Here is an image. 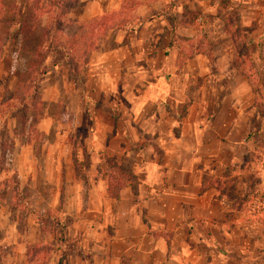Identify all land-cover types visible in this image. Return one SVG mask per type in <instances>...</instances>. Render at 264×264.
I'll return each mask as SVG.
<instances>
[{
  "label": "crops",
  "instance_id": "1",
  "mask_svg": "<svg viewBox=\"0 0 264 264\" xmlns=\"http://www.w3.org/2000/svg\"><path fill=\"white\" fill-rule=\"evenodd\" d=\"M216 48H193L180 68L167 42L122 63L103 50L88 65L98 98L80 109V158L65 148L52 167L67 171L70 180H58L72 192L63 200L75 204L51 256L64 264H264V166L255 162L264 152L262 71L257 53L249 72Z\"/></svg>",
  "mask_w": 264,
  "mask_h": 264
},
{
  "label": "rangeland",
  "instance_id": "2",
  "mask_svg": "<svg viewBox=\"0 0 264 264\" xmlns=\"http://www.w3.org/2000/svg\"><path fill=\"white\" fill-rule=\"evenodd\" d=\"M32 2L0 0V102L22 94L31 76L35 81L32 74L43 73L37 81L42 103L39 124L31 123L36 115L33 111L28 113L25 125L16 111L5 109L3 114L4 138L11 148L0 171V264H48L49 260L64 264L62 258L51 256L50 249L61 252L59 245L65 243L64 229L71 220L64 213L75 202L63 200L72 193L61 183L65 175L70 180L67 171H53L52 167L68 156L65 148L71 149V157L80 158V147L85 145L81 139L84 125L87 128L80 109L84 99L95 107L100 85L95 68L89 75L86 72L88 65L101 61V51H116L122 63L128 52L131 56L144 50L161 51L166 42L188 56L195 47L207 50L217 45L216 51L235 53L236 64L249 72L257 53L262 76L256 86L264 96V0H78L67 10L58 34L60 41L68 38L78 24L101 19L104 24L98 28L97 41L76 76L60 50L41 57L36 54L44 18L38 26L31 12ZM120 20L125 29L112 26ZM136 62H140L139 57ZM107 63H112L110 57ZM92 116L97 117L95 112ZM31 127L38 134L31 133ZM260 142L264 148V140ZM255 162L263 165L264 152ZM73 174L75 178L81 172L76 169ZM14 176L16 190L12 188ZM249 179L253 182L255 177ZM6 180L9 182L3 186ZM35 242H41V247L35 248Z\"/></svg>",
  "mask_w": 264,
  "mask_h": 264
},
{
  "label": "trees",
  "instance_id": "3",
  "mask_svg": "<svg viewBox=\"0 0 264 264\" xmlns=\"http://www.w3.org/2000/svg\"><path fill=\"white\" fill-rule=\"evenodd\" d=\"M77 2L78 0H33L31 7V12L34 13L33 16L35 17V22H38V26L44 18V24L38 33L39 38L36 46V54L41 57L53 50H60L69 66L70 72L75 76L80 74L82 66L85 64V56L91 51L89 48L94 41H97V36L95 34L98 28L102 27L104 24V19L96 21V23L92 20L87 23L78 24L68 38H64V40L62 39L63 41H60L58 39V34L61 32V27L63 26L62 22L65 19L67 10L72 8ZM112 26L119 29L126 28L121 20L114 23ZM186 58H188V56L184 55L180 48H177L175 67L180 68ZM32 75H35V81H33V77L30 75L31 81L28 82V87L25 91L22 89V94L15 96L11 95L10 101L6 99L0 102V171L4 169L5 157L11 148V143L9 144L4 138L5 120L3 114L5 113V109L8 111L11 109L16 111L19 117L22 118V125H25L26 117L30 111L36 113L35 117L31 120L33 125L36 126L41 119L39 117V109L42 103L38 98L37 81L39 76H42L43 73H35ZM30 131L33 134H38L39 132L33 127H31ZM12 180L14 181L12 188L16 190V176H14ZM8 182V180L2 182L3 186H6ZM2 192L3 189H0V199L2 198Z\"/></svg>",
  "mask_w": 264,
  "mask_h": 264
},
{
  "label": "built area",
  "instance_id": "4",
  "mask_svg": "<svg viewBox=\"0 0 264 264\" xmlns=\"http://www.w3.org/2000/svg\"><path fill=\"white\" fill-rule=\"evenodd\" d=\"M263 166H264V162H263Z\"/></svg>",
  "mask_w": 264,
  "mask_h": 264
}]
</instances>
